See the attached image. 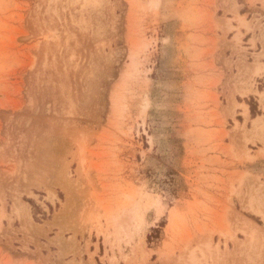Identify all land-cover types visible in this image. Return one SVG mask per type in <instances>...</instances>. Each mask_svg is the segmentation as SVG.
Here are the masks:
<instances>
[{
	"label": "rangeland",
	"instance_id": "1",
	"mask_svg": "<svg viewBox=\"0 0 264 264\" xmlns=\"http://www.w3.org/2000/svg\"><path fill=\"white\" fill-rule=\"evenodd\" d=\"M263 96L264 0H0V264H264Z\"/></svg>",
	"mask_w": 264,
	"mask_h": 264
},
{
	"label": "bare ground",
	"instance_id": "2",
	"mask_svg": "<svg viewBox=\"0 0 264 264\" xmlns=\"http://www.w3.org/2000/svg\"><path fill=\"white\" fill-rule=\"evenodd\" d=\"M262 100H264V96H263ZM244 114L247 116V111L246 110H245ZM259 119H260V117L255 118L254 122L256 123ZM192 264H197V263L194 261Z\"/></svg>",
	"mask_w": 264,
	"mask_h": 264
},
{
	"label": "trees",
	"instance_id": "3",
	"mask_svg": "<svg viewBox=\"0 0 264 264\" xmlns=\"http://www.w3.org/2000/svg\"><path fill=\"white\" fill-rule=\"evenodd\" d=\"M251 112L253 113V108L251 109Z\"/></svg>",
	"mask_w": 264,
	"mask_h": 264
}]
</instances>
